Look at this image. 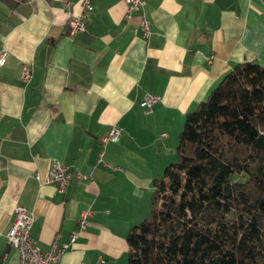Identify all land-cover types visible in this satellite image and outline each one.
Segmentation results:
<instances>
[{
  "label": "crops",
  "instance_id": "0c3cea01",
  "mask_svg": "<svg viewBox=\"0 0 264 264\" xmlns=\"http://www.w3.org/2000/svg\"><path fill=\"white\" fill-rule=\"evenodd\" d=\"M80 0H0V264H18L6 232L14 206L33 215L41 250L89 225L55 264H124L126 235L147 214L152 179L176 159L185 114L234 64L264 66V0H145L147 38L123 0H91L85 29L68 32ZM23 64L32 66L27 85ZM145 93L160 100L149 111ZM117 127V140L102 136ZM55 162L88 174L62 191Z\"/></svg>",
  "mask_w": 264,
  "mask_h": 264
},
{
  "label": "trees",
  "instance_id": "16d2710c",
  "mask_svg": "<svg viewBox=\"0 0 264 264\" xmlns=\"http://www.w3.org/2000/svg\"><path fill=\"white\" fill-rule=\"evenodd\" d=\"M175 151L124 264H264V66L226 71L185 114Z\"/></svg>",
  "mask_w": 264,
  "mask_h": 264
},
{
  "label": "built area",
  "instance_id": "2783aa9c",
  "mask_svg": "<svg viewBox=\"0 0 264 264\" xmlns=\"http://www.w3.org/2000/svg\"><path fill=\"white\" fill-rule=\"evenodd\" d=\"M126 3L124 19L129 20L134 12H138V25L134 32L144 38L150 34V19L144 12L145 0H123ZM80 11L73 15L67 22L68 32L74 34L77 31L85 29L86 13L91 11L93 6L91 0H80ZM7 57L6 51L0 52V66L4 64ZM33 72L30 64H23L19 78L23 85L29 84L32 80ZM160 100L158 94L145 93L141 104L146 111H149L151 106ZM119 130L117 127H111L108 132L102 136L104 142L108 140H117ZM82 179L88 178V174H83L60 162H55L48 172L47 181L53 182L59 191H62L69 183L72 177ZM14 219L6 232L7 242L18 253V264H55L66 248L74 241L79 232L84 230L89 225V216L91 210L89 208L82 209L79 212L76 224L77 227L71 232L68 240L60 241L59 234H56L46 250H41L36 244L33 237L30 235V229L33 222V215L22 205L14 206Z\"/></svg>",
  "mask_w": 264,
  "mask_h": 264
}]
</instances>
